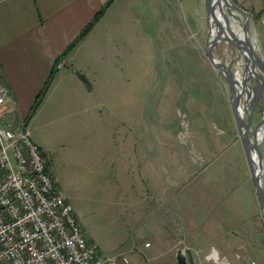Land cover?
<instances>
[{"label":"rangeland","instance_id":"374dc122","mask_svg":"<svg viewBox=\"0 0 264 264\" xmlns=\"http://www.w3.org/2000/svg\"><path fill=\"white\" fill-rule=\"evenodd\" d=\"M135 2L121 0L120 7L131 9ZM198 3L192 12L201 13V24L184 20L185 31L174 46H149L144 31L129 42L135 33L125 37L118 30L121 21L133 22L129 12L130 18L106 19L95 36L105 44L83 46L75 67L90 91L83 92L80 81L79 87L71 83L70 68L64 67L66 79H58L26 123L86 237L102 255L125 254L130 264H176L177 249L207 246L203 239L218 235L230 244L235 236L239 262L264 264V223L228 84L206 55V12ZM125 29H135L134 24H123ZM215 54L220 58L219 46ZM228 55L223 52L224 62L235 59ZM260 120L254 119L249 133ZM259 139L264 187V131ZM188 202L200 209L197 227L190 228L193 241L175 243L172 230L185 227L173 207ZM204 222L207 236L199 225ZM158 232L168 234L163 253L154 257ZM146 241L153 247L145 256L139 251L150 244ZM204 251L197 255L205 258Z\"/></svg>","mask_w":264,"mask_h":264},{"label":"crops","instance_id":"0c3cea01","mask_svg":"<svg viewBox=\"0 0 264 264\" xmlns=\"http://www.w3.org/2000/svg\"><path fill=\"white\" fill-rule=\"evenodd\" d=\"M107 1L108 0H0V78L9 89V106L12 113L17 116H15L16 118L20 120L26 119L35 97L53 70V66L58 58H60V62L56 65L54 78L44 98L47 96L50 97L58 79L62 80L63 77L66 79L67 76L61 72V69L64 67L70 68V74L73 78H68L71 83H75L77 87H79L78 84L80 81L81 84L79 88L85 93L90 91V83L86 76L83 74L86 81H88L87 83H89L88 85L86 83L85 85L81 78H77V74L80 71L79 69L75 70V67L77 68L80 66V50L83 46H101V44H105L97 40L95 36L100 28L105 27L106 19L112 18L114 15H119L121 18H130L127 14L129 12L131 17H133L132 23L135 29H125L122 31L123 24L129 27L132 23L121 21L118 30L122 32L125 37L127 35L131 36V33H135V35L129 37V42L133 39H140L139 35L136 33H143L144 31L145 36L143 38L147 45L149 43V46H174V43L180 42L182 31H185V29H183L186 23L184 20L193 19L194 25H196L197 22L199 24L202 22L201 13L196 16L193 15L192 12L193 6L197 0H136L131 9H126L125 7L121 8V0H113L104 10L101 17L94 23L87 35L80 39L74 45L75 47L67 52L65 56H62L67 47L75 42L84 27L93 19ZM147 1H150V4L153 5V9H147L148 5L144 4L145 2L147 3ZM232 1L250 15L251 22L249 25V32L251 42L257 54L264 62V0ZM200 3L204 4V0H199L198 4L200 5ZM169 6L172 8L171 10H168ZM174 7L177 9L176 12L173 10ZM190 11L192 13H190ZM239 16L240 21L243 22V16L240 14ZM101 35L104 36L108 34L103 32ZM185 38L186 36L183 37V39ZM217 46H219V56L222 61H224L222 58L224 51L229 52V60L231 55H235V57L239 56L237 50L231 44L223 42ZM225 62H228L226 64L230 63V61ZM180 66L179 64L178 68ZM178 76L180 77V75ZM41 104L37 110L41 108ZM36 113L37 111L33 116H35ZM33 116L31 118H33ZM189 202L176 208L173 207V211L177 210L180 212L181 216L179 217V222L182 227H185L184 229L181 228L180 231H178L177 228L172 230V235H174L172 238L175 240V243L183 241L190 243V241H193V238L190 239V237H192L190 228L197 227V225H195V220H197L196 216L198 212H200V209L197 208V204ZM199 225L200 227L206 228L203 232L207 236V223L204 222ZM173 226L175 225L173 224ZM164 233L158 232L157 234L156 246L152 252L154 257H158L159 254L163 253V245L161 242L165 238V234H168ZM86 238L88 241L94 242L92 238ZM231 241L230 244V242H226L225 239L219 235L215 238H209L207 236V240L203 239L202 241L207 243V246L197 248L194 244L191 247L180 250L185 253L187 250H190L194 264H206L204 261L205 258H202L203 253L206 252L204 250H207V254L213 250L220 259L218 263H214L207 259V264H245L248 261L247 259L241 262L238 261L240 253H237V250L241 248V245L237 243L235 236H232ZM146 242L150 244L139 251L144 255L146 249L153 247V242ZM197 249L200 251H197ZM132 252L136 257L139 255L137 250H132ZM197 252H202V256H200V254L197 255ZM121 255L126 256L125 254ZM253 256L257 258V256ZM174 260L176 264H180L176 259V253L174 254ZM118 263L130 264L129 262L123 263L120 259Z\"/></svg>","mask_w":264,"mask_h":264},{"label":"built area","instance_id":"2783aa9c","mask_svg":"<svg viewBox=\"0 0 264 264\" xmlns=\"http://www.w3.org/2000/svg\"><path fill=\"white\" fill-rule=\"evenodd\" d=\"M234 58L237 66L241 58ZM12 114L0 78V264L128 263L124 255H102L88 241L40 148ZM205 259L220 261L213 250Z\"/></svg>","mask_w":264,"mask_h":264},{"label":"water","instance_id":"95a60500","mask_svg":"<svg viewBox=\"0 0 264 264\" xmlns=\"http://www.w3.org/2000/svg\"><path fill=\"white\" fill-rule=\"evenodd\" d=\"M204 8L208 30L206 55L216 73L228 84L233 117L264 223L263 166L258 146L259 132L264 131V102L261 120L250 133L252 118L250 111L247 123L245 122V112L250 105L257 102L259 94L264 91V62L251 42L249 32L251 21L246 11L232 0H204ZM239 14L243 16V22L240 21ZM223 42L231 44L237 50L238 58H241L237 66H234L235 59L226 64L216 56L215 48ZM176 259L180 264H194L190 250L186 253L177 250Z\"/></svg>","mask_w":264,"mask_h":264},{"label":"trees","instance_id":"16d2710c","mask_svg":"<svg viewBox=\"0 0 264 264\" xmlns=\"http://www.w3.org/2000/svg\"><path fill=\"white\" fill-rule=\"evenodd\" d=\"M113 0H108L104 6H102V8L97 12V14L93 17V19L84 27V29L82 30V32L79 34V36L76 38L75 42H73L71 44V46H68L66 51L62 54V56H65L67 54V52H69L71 49H73L75 46V44L82 39L83 37H85L87 35V33L92 29L94 23L101 17V15L103 14L104 10L110 5V3ZM61 57V56H60ZM60 62V58H58L55 62V65L53 66V70L51 71V73L49 74V76L47 77V79L45 80L41 90L39 91V93L37 94V96L34 99V102L29 110V113L25 119L24 124L26 125L27 120H29L36 112L37 108L39 107V105L41 104L46 92L48 91L52 80L54 78V73L56 70V65ZM81 80H83L84 83H87L86 79L84 77H80Z\"/></svg>","mask_w":264,"mask_h":264},{"label":"flooded vegetation","instance_id":"af4514ba","mask_svg":"<svg viewBox=\"0 0 264 264\" xmlns=\"http://www.w3.org/2000/svg\"><path fill=\"white\" fill-rule=\"evenodd\" d=\"M259 100L257 102H259L258 105L252 104L249 106V109L245 112V119L246 121L249 118V111L251 112L252 118H251V123L253 124L254 119L257 117H262V110H263V102H264V92L259 94Z\"/></svg>","mask_w":264,"mask_h":264}]
</instances>
